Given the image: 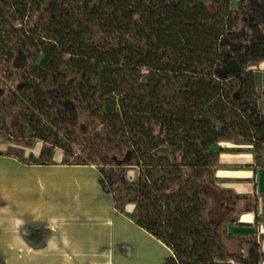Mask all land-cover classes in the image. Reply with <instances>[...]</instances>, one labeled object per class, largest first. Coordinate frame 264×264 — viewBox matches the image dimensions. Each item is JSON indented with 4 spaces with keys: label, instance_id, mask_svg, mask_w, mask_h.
<instances>
[{
    "label": "trees",
    "instance_id": "16d2710c",
    "mask_svg": "<svg viewBox=\"0 0 264 264\" xmlns=\"http://www.w3.org/2000/svg\"><path fill=\"white\" fill-rule=\"evenodd\" d=\"M0 60L18 132L43 143L19 161L96 164L163 264H263L252 235L228 248V224L246 223L218 210L247 195L216 171L223 152L264 167V0H0Z\"/></svg>",
    "mask_w": 264,
    "mask_h": 264
},
{
    "label": "crops",
    "instance_id": "0c3cea01",
    "mask_svg": "<svg viewBox=\"0 0 264 264\" xmlns=\"http://www.w3.org/2000/svg\"><path fill=\"white\" fill-rule=\"evenodd\" d=\"M259 66L264 73V62ZM56 161L29 165L0 155V258L5 264L164 263L165 244L115 209L93 165ZM253 163L251 152L220 154L221 188L254 198L251 211L231 206L229 215L246 223L228 224L234 238L226 244L232 251L238 249V236L264 240V167L255 172L248 166Z\"/></svg>",
    "mask_w": 264,
    "mask_h": 264
},
{
    "label": "rangeland",
    "instance_id": "374dc122",
    "mask_svg": "<svg viewBox=\"0 0 264 264\" xmlns=\"http://www.w3.org/2000/svg\"><path fill=\"white\" fill-rule=\"evenodd\" d=\"M2 65L3 62L0 60V89H3V95L0 97V152H7L16 158L29 160L31 159V154L36 157L39 156L43 143L35 138L25 139L18 132V127L20 125L19 112L16 105L12 103V98L15 96V84L5 77V74L1 70ZM74 151L78 154L83 153L80 146L74 147ZM63 157V150H57L53 158L54 160L62 161ZM71 161H75V158H72ZM93 166L97 169L96 164ZM0 172L2 173L3 171ZM128 175L135 176L136 171L128 170ZM215 196H219V194L215 193ZM218 203L220 204V199ZM245 205L254 206V198L252 196H247L246 198L240 199L235 209L238 210ZM235 211L233 213H235ZM231 212V206L229 207L228 205H224V207L222 205V209L220 208V210H218L219 216L221 217L222 215H229ZM125 217L130 219L126 215ZM262 221H264V219ZM260 241V245L264 247V240L261 238ZM164 252L165 256H168L169 251L167 248H165Z\"/></svg>",
    "mask_w": 264,
    "mask_h": 264
}]
</instances>
